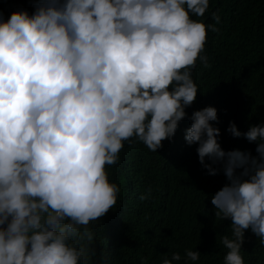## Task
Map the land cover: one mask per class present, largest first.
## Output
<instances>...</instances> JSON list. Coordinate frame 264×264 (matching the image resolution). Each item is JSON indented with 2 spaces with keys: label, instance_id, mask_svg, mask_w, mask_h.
Segmentation results:
<instances>
[{
  "label": "trees",
  "instance_id": "trees-1",
  "mask_svg": "<svg viewBox=\"0 0 264 264\" xmlns=\"http://www.w3.org/2000/svg\"><path fill=\"white\" fill-rule=\"evenodd\" d=\"M157 1L0 0V264H264V0Z\"/></svg>",
  "mask_w": 264,
  "mask_h": 264
},
{
  "label": "water",
  "instance_id": "water-1",
  "mask_svg": "<svg viewBox=\"0 0 264 264\" xmlns=\"http://www.w3.org/2000/svg\"><path fill=\"white\" fill-rule=\"evenodd\" d=\"M158 2H159V0L156 2V4H157ZM126 39H127L126 37L123 38V40H122V44H123L124 48L126 49V54H128L127 45H126ZM125 58L127 59V56H126ZM124 71H125V69H123V70L120 72V74L123 73ZM116 87L120 90V96H121V99H122V97H124V96L126 95V92H125L124 89H120L118 85H116ZM114 103H116V102H112L110 105H112V104H114ZM108 108H109V106L106 107L105 110H107ZM102 115H103V113L100 115V117H101ZM96 120H97V119H94L93 123H94ZM85 139H86V143H88V139H89V127L86 128V131H85ZM85 158H86V155H85ZM68 189H69V190H74L75 188H73V187H69ZM60 209H61V207H60Z\"/></svg>",
  "mask_w": 264,
  "mask_h": 264
}]
</instances>
